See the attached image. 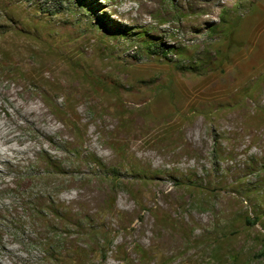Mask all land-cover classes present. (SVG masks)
<instances>
[{
  "label": "rangeland",
  "instance_id": "1",
  "mask_svg": "<svg viewBox=\"0 0 264 264\" xmlns=\"http://www.w3.org/2000/svg\"><path fill=\"white\" fill-rule=\"evenodd\" d=\"M0 128V264L48 157L75 264H264V0H0Z\"/></svg>",
  "mask_w": 264,
  "mask_h": 264
},
{
  "label": "trees",
  "instance_id": "2",
  "mask_svg": "<svg viewBox=\"0 0 264 264\" xmlns=\"http://www.w3.org/2000/svg\"><path fill=\"white\" fill-rule=\"evenodd\" d=\"M50 172L43 173L39 189L22 190L17 187L14 194L21 198L17 200V208H21L22 215L7 221V229L15 230L22 235L28 234V243L40 253L41 264H75L82 255L83 248L70 241V229L66 228L74 220L69 207L63 205L48 187L50 176L59 174L54 171L57 163L51 157L45 159ZM96 163V162H94ZM38 178H35V183ZM54 194L55 191H53ZM17 211V210H16ZM15 233V234H16ZM91 230L86 236L93 238Z\"/></svg>",
  "mask_w": 264,
  "mask_h": 264
},
{
  "label": "bare ground",
  "instance_id": "3",
  "mask_svg": "<svg viewBox=\"0 0 264 264\" xmlns=\"http://www.w3.org/2000/svg\"><path fill=\"white\" fill-rule=\"evenodd\" d=\"M140 2H141V0H140ZM146 2V1H145ZM147 9V8H146ZM133 11V10H132ZM11 135H12V133H10V132H6V131H3V129H1L0 128V139L1 140H3L4 142H3V144L4 145H8V144H10V143H12V138H11ZM138 146V145H137ZM186 146V145H185ZM136 147V146H135ZM132 148V147H131ZM134 150V149H133ZM140 150V149H139ZM132 151V150H131ZM143 157V156H142ZM86 196H85V192L82 194V198L83 197H87L88 199H89V202H92V201H96L97 203H98V200H99V195L98 194H93V193H91L90 191L88 192H86ZM83 200V199H82ZM84 202H86L85 201V199L83 200ZM83 202V203H84ZM89 204V203H88ZM92 204H93V202H92Z\"/></svg>",
  "mask_w": 264,
  "mask_h": 264
}]
</instances>
